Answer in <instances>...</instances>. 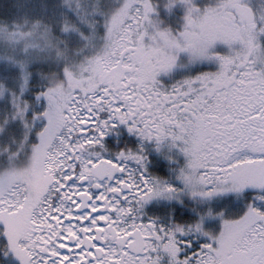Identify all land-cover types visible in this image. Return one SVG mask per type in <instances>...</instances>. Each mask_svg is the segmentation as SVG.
Here are the masks:
<instances>
[{
  "label": "snow or ice",
  "instance_id": "snow-or-ice-1",
  "mask_svg": "<svg viewBox=\"0 0 264 264\" xmlns=\"http://www.w3.org/2000/svg\"><path fill=\"white\" fill-rule=\"evenodd\" d=\"M0 264H264V0H0Z\"/></svg>",
  "mask_w": 264,
  "mask_h": 264
}]
</instances>
